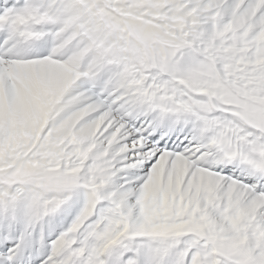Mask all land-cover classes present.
I'll use <instances>...</instances> for the list:
<instances>
[{
  "label": "snow or ice",
  "instance_id": "6c2138e0",
  "mask_svg": "<svg viewBox=\"0 0 264 264\" xmlns=\"http://www.w3.org/2000/svg\"><path fill=\"white\" fill-rule=\"evenodd\" d=\"M0 264H264V0H0Z\"/></svg>",
  "mask_w": 264,
  "mask_h": 264
}]
</instances>
